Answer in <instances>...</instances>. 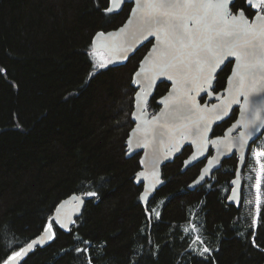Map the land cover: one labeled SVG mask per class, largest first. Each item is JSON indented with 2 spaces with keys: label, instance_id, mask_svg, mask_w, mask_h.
Wrapping results in <instances>:
<instances>
[{
  "label": "trees",
  "instance_id": "1",
  "mask_svg": "<svg viewBox=\"0 0 264 264\" xmlns=\"http://www.w3.org/2000/svg\"><path fill=\"white\" fill-rule=\"evenodd\" d=\"M109 5L0 0V264L49 225L50 244L22 264H264V202L256 226L243 218V201L239 208L227 202L237 156L190 190L205 160L183 171L192 152L187 146L164 166L165 185L142 204L143 186L135 184L141 155L128 158L126 142L134 126L133 75L152 42L122 66L100 59L93 37L119 28L133 7L111 14ZM232 9L255 15L246 0ZM229 71L219 74L216 90L225 87ZM169 87L158 86L148 106L152 114ZM263 135L250 148L243 180ZM73 194L88 199L65 230L53 215Z\"/></svg>",
  "mask_w": 264,
  "mask_h": 264
},
{
  "label": "water",
  "instance_id": "2",
  "mask_svg": "<svg viewBox=\"0 0 264 264\" xmlns=\"http://www.w3.org/2000/svg\"><path fill=\"white\" fill-rule=\"evenodd\" d=\"M236 1L234 0V3L229 4V10L232 14H237L232 9ZM141 2H144V0H141ZM128 3L132 4L133 7L127 20L117 29L97 32L93 37V50L97 53L104 52L110 59L109 64L117 67L127 64L130 58L144 45L152 42L141 60L138 70L133 75L132 85L137 89L132 113L134 126L126 142L128 158L141 153L139 159L141 169L136 174L135 184L143 186L140 195L142 204L148 205L158 190L165 185L166 181L163 178L164 166L173 162L187 146H191L192 152L184 160L183 171L202 160L206 162L197 178L189 185L190 190H195L208 180H211L214 174L222 167L225 159L237 156L236 175L230 182L231 190L227 202L239 208L243 201V171L247 163L248 154L252 144L264 132V111L260 113L261 120L245 127V123L251 119V115L245 112L244 95L237 94L235 91V77L233 76V72L237 70L240 61L234 56H226L213 70V78L209 83L206 84L203 80L196 81L195 87L188 95L194 99L195 105L206 111L199 112L195 109L191 112L179 111L181 102L186 99V89L181 83L183 77L180 73L172 70L168 71V75H159V70L149 63L158 55L153 53V49L160 47L162 37L155 32L151 36H148L146 32L143 35L141 34L137 0H120L119 7L109 13H120ZM247 5L252 7L256 13L253 18H250L243 10L245 17L250 24L259 23L255 20V17L258 14L264 16V12L261 10L264 4L261 3V0H252L251 6ZM109 7H115V5L110 3ZM134 10H136V14H134ZM130 20L131 23H129ZM259 48L258 42L256 62L260 60ZM149 53H153V55L149 56ZM146 57H148V60L145 59ZM142 62L145 69L151 68L152 71L151 73H142L140 76H136L135 74L141 70ZM230 62H233V66L226 86L224 89L215 92L217 76ZM149 76H154L155 78L149 79ZM262 77H264V72L257 70L254 78L246 79L244 91H250L253 87L264 85V78ZM134 80L139 81V83H133ZM163 82L170 84L169 90L158 99L161 108L152 114L148 110V106L158 86ZM228 89H232V91H226ZM203 98H206L205 101L202 100ZM249 99L255 100L257 97L252 95ZM225 101L229 103L226 111L221 112L220 106ZM213 106H216V108L214 109ZM236 108H239L236 119L225 129L223 134L213 136L214 128L228 120ZM174 111L177 115L176 119L169 117L165 120L162 118L164 113H173ZM217 116L220 119H216ZM201 117L204 119L201 120ZM238 121L241 123H238ZM205 123H207L208 128L206 132L203 131ZM211 150L213 153L210 155ZM87 199V195L84 194H73L65 198L57 205L53 215L54 220L60 226L64 225L63 229H70L75 221L81 217ZM53 236V228L48 227L22 247L20 250V252L23 250L21 256H13L12 259H8L4 264H22L25 258L37 247L48 246ZM29 245H32L30 249Z\"/></svg>",
  "mask_w": 264,
  "mask_h": 264
},
{
  "label": "snow or ice",
  "instance_id": "3",
  "mask_svg": "<svg viewBox=\"0 0 264 264\" xmlns=\"http://www.w3.org/2000/svg\"><path fill=\"white\" fill-rule=\"evenodd\" d=\"M110 3L115 7L107 8L105 10L107 12L115 11L119 7L120 0H110ZM230 3H234V0H144V2L137 0L139 27L142 35L146 32L151 36L155 32L162 37L160 47L153 49V53L158 55L149 61L159 70V75H168V71L172 70L183 77L181 83L186 89V99L181 102L179 111L191 112L193 109L199 112L206 111L195 105L194 99L188 93L193 90L197 80L209 83L213 78V70L226 56L236 57L240 63L233 72L234 88L237 94H243L245 97V112L251 115V119L245 123V127H248L261 120L260 113L264 111V85L244 91L246 79L254 78L257 70L264 72V16L258 14L255 20L259 23L250 24L243 10L238 9L237 14L230 12ZM246 3L251 6L252 0H246ZM261 3L264 4V0H261ZM258 42L260 60L256 62ZM153 53H149V56ZM145 59L148 60V57ZM4 71L0 69V73ZM151 71V68L145 69L142 62L141 70L135 75L140 76ZM154 78L149 76V79ZM133 83L139 81L134 80ZM226 91L231 92L232 89ZM252 95L257 99H249ZM228 103L225 101L220 106L221 112L226 111ZM213 108L215 109L216 106ZM169 117L176 119V112H166L162 115L165 120ZM203 119L201 117V120ZM216 119L220 117L217 116ZM207 130L205 123L203 131ZM28 247L30 249L32 245ZM204 251L209 250L204 249ZM22 252L15 253V256H21Z\"/></svg>",
  "mask_w": 264,
  "mask_h": 264
},
{
  "label": "rangeland",
  "instance_id": "4",
  "mask_svg": "<svg viewBox=\"0 0 264 264\" xmlns=\"http://www.w3.org/2000/svg\"><path fill=\"white\" fill-rule=\"evenodd\" d=\"M100 59L108 60L104 52H98ZM243 218L256 226L260 206L264 202V135L254 145L250 152V165L244 175Z\"/></svg>",
  "mask_w": 264,
  "mask_h": 264
},
{
  "label": "flooded vegetation",
  "instance_id": "5",
  "mask_svg": "<svg viewBox=\"0 0 264 264\" xmlns=\"http://www.w3.org/2000/svg\"><path fill=\"white\" fill-rule=\"evenodd\" d=\"M251 8H252V7H251ZM252 9H253V8H252ZM261 10L264 12V5L262 6ZM255 13H256V11H255ZM252 18H253V17H252ZM227 66H230V71H229V73L226 75V83H227L228 76H229V74H230V72H231V70H232L233 62H230ZM227 66H226V67H227ZM224 69H225V68H224ZM224 69H222L221 72H222ZM221 72H220V73H221ZM220 73H219V74H220ZM219 74H218V76H219ZM218 76H217V79H218ZM216 81H217V80H216ZM226 83H225V84H226ZM215 86H216V83H215ZM225 86H226V85H225ZM224 88H225V87H224ZM224 88H223V89H224ZM221 90H222V89H221ZM219 91H220V90H219ZM215 92H218V90L215 89ZM203 99H204V100H203ZM203 99H202V100L205 101L206 98H203ZM158 104H159V103H158ZM159 105H160V104H159ZM160 108H161V105H160ZM234 112L238 115L239 108H236V109L233 111V113H234ZM233 113H232V114H233ZM231 117H232V116H231ZM231 117H230V118H231ZM236 117H237V116H236ZM230 118H229V119H230ZM229 119H228V120H229ZM235 119H236V118H235ZM226 121H227V120H226ZM233 121H234V120H233ZM233 121H232V122H233ZM224 122H225V121H224ZM224 122H223V123H224ZM223 123H222V124H223ZM220 125H221V124H220ZM228 126H229V125H228ZM228 126H227V127H228ZM227 127H226V128H227ZM226 128H225V129H226ZM214 129H215V128H214ZM224 131H225V130H224ZM224 131L222 132V134L224 133ZM219 135H221V134H219ZM213 136H217V134H214V132H213ZM212 153H213V151H212ZM140 155H141V153H140ZM210 155H211V154H210ZM140 157H141V156H140ZM205 162H206V161H205Z\"/></svg>",
  "mask_w": 264,
  "mask_h": 264
}]
</instances>
